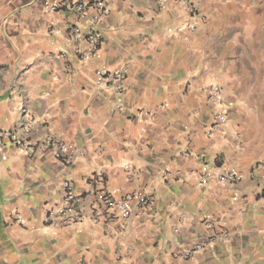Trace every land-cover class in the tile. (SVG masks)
I'll list each match as a JSON object with an SVG mask.
<instances>
[{
  "label": "clouds",
  "instance_id": "9594fccd",
  "mask_svg": "<svg viewBox=\"0 0 264 264\" xmlns=\"http://www.w3.org/2000/svg\"><path fill=\"white\" fill-rule=\"evenodd\" d=\"M0 264H264V0H0Z\"/></svg>",
  "mask_w": 264,
  "mask_h": 264
}]
</instances>
